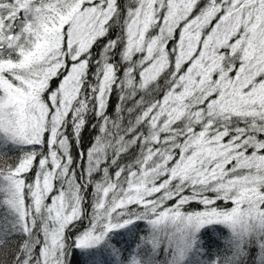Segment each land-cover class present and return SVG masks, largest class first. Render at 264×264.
<instances>
[{"label": "snow or ice", "instance_id": "snow-or-ice-1", "mask_svg": "<svg viewBox=\"0 0 264 264\" xmlns=\"http://www.w3.org/2000/svg\"><path fill=\"white\" fill-rule=\"evenodd\" d=\"M0 264H264V0H0Z\"/></svg>", "mask_w": 264, "mask_h": 264}]
</instances>
